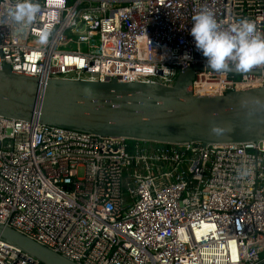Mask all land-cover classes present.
<instances>
[{"label":"built area","instance_id":"obj_1","mask_svg":"<svg viewBox=\"0 0 264 264\" xmlns=\"http://www.w3.org/2000/svg\"><path fill=\"white\" fill-rule=\"evenodd\" d=\"M13 2L0 0V69L171 86L199 66L196 95L264 86V65L209 70L189 35L205 7L221 30L247 19L264 35V0H36L29 24ZM0 223L79 264H264V140L157 143L0 115ZM0 264L42 263L0 240Z\"/></svg>","mask_w":264,"mask_h":264},{"label":"water","instance_id":"obj_2","mask_svg":"<svg viewBox=\"0 0 264 264\" xmlns=\"http://www.w3.org/2000/svg\"><path fill=\"white\" fill-rule=\"evenodd\" d=\"M171 86L26 76L0 69V115L7 118L157 143H239L264 140V86L222 95L192 92L195 72ZM209 70H211L209 68ZM227 72L242 71L228 68ZM219 131L214 132L213 129ZM0 240L42 264H79L0 223Z\"/></svg>","mask_w":264,"mask_h":264},{"label":"clouds","instance_id":"obj_3","mask_svg":"<svg viewBox=\"0 0 264 264\" xmlns=\"http://www.w3.org/2000/svg\"><path fill=\"white\" fill-rule=\"evenodd\" d=\"M39 11L36 0H14L8 8L10 18L21 24L34 22ZM191 21L189 35L211 70L225 72L231 65L246 72L264 65V35L257 32L252 21L241 19L229 30H221L213 11L206 7L193 14ZM46 38V31L41 32L38 42L43 44ZM184 56L191 58L187 53Z\"/></svg>","mask_w":264,"mask_h":264},{"label":"trees","instance_id":"obj_4","mask_svg":"<svg viewBox=\"0 0 264 264\" xmlns=\"http://www.w3.org/2000/svg\"><path fill=\"white\" fill-rule=\"evenodd\" d=\"M128 142H132V140H129Z\"/></svg>","mask_w":264,"mask_h":264}]
</instances>
